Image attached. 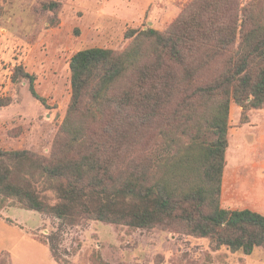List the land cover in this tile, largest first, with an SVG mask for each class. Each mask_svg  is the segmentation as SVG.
<instances>
[{
	"label": "trees",
	"instance_id": "trees-1",
	"mask_svg": "<svg viewBox=\"0 0 264 264\" xmlns=\"http://www.w3.org/2000/svg\"><path fill=\"white\" fill-rule=\"evenodd\" d=\"M126 38L121 53L90 48L72 57L71 103L50 157L0 149V209L14 200L70 226L182 229L215 250L264 249V215L221 203L231 106L242 109L243 124L264 111V0H192L166 32L147 27ZM19 68L12 81L28 79L44 104ZM9 105L0 99V108ZM36 177L56 204L33 187ZM61 236L38 237L59 264ZM90 261L109 264L99 253Z\"/></svg>",
	"mask_w": 264,
	"mask_h": 264
},
{
	"label": "rangeland",
	"instance_id": "rangeland-1",
	"mask_svg": "<svg viewBox=\"0 0 264 264\" xmlns=\"http://www.w3.org/2000/svg\"><path fill=\"white\" fill-rule=\"evenodd\" d=\"M191 1L0 0V99L10 100L0 108V149L50 157L71 103L72 57L90 48L121 53L131 43L129 30L166 32ZM51 2L59 3L57 11L44 9ZM19 67L34 77L44 104L31 94L28 79L12 81ZM249 116L250 123L243 124L242 109L231 106L221 203L225 209L264 215V111ZM29 179L41 197L52 205L58 202L41 178ZM0 218L8 223L0 230L2 248L21 239L15 227L43 238L60 230L63 264H91L96 253L109 264H264L262 248L251 256L215 250L209 239L182 229H132L89 220L70 226L52 216H43L47 221L42 225L40 214L22 210L14 200L4 202Z\"/></svg>",
	"mask_w": 264,
	"mask_h": 264
},
{
	"label": "crops",
	"instance_id": "crops-1",
	"mask_svg": "<svg viewBox=\"0 0 264 264\" xmlns=\"http://www.w3.org/2000/svg\"><path fill=\"white\" fill-rule=\"evenodd\" d=\"M224 177L226 178V170ZM46 221L47 220L43 218L42 225H44V222ZM7 224L8 223L3 218H0V230H3L4 226H6ZM15 228L20 232L18 234V237L20 234L22 235V237L19 242H15L14 244L12 243L10 245L8 244L9 246L4 248H2V246L0 247V259L3 258V261H0V264H59L52 257L49 246L42 243L38 239V234H36L35 231L33 232L29 229L22 230L17 227ZM28 232H31L32 234L27 235L26 233ZM0 240H3V238H1ZM27 241H31V245H29ZM24 242H27L28 245L22 246ZM4 257L7 258L6 262Z\"/></svg>",
	"mask_w": 264,
	"mask_h": 264
}]
</instances>
